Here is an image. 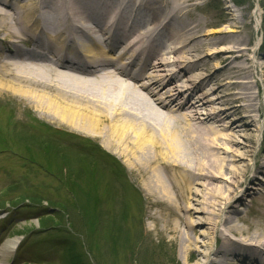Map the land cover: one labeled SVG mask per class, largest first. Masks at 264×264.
Segmentation results:
<instances>
[{
	"label": "bare ground",
	"instance_id": "6f19581e",
	"mask_svg": "<svg viewBox=\"0 0 264 264\" xmlns=\"http://www.w3.org/2000/svg\"><path fill=\"white\" fill-rule=\"evenodd\" d=\"M184 4L0 0V91L120 159L158 209L151 219L187 261L264 264V197L250 188L264 173V153L253 155L249 174L242 160L253 147L241 152L235 138L242 128L253 141L260 115L249 39L214 41L226 77L204 65L194 72L208 55L188 50L204 35L178 21ZM125 51L136 62L131 72L119 65ZM246 202L258 204L256 219L243 217ZM19 243L10 239L7 249Z\"/></svg>",
	"mask_w": 264,
	"mask_h": 264
},
{
	"label": "rangeland",
	"instance_id": "374dc122",
	"mask_svg": "<svg viewBox=\"0 0 264 264\" xmlns=\"http://www.w3.org/2000/svg\"><path fill=\"white\" fill-rule=\"evenodd\" d=\"M135 1L163 5L185 2L176 17L191 26L198 25L204 35L198 48L190 46L188 50L198 52V56L201 51L208 55L201 64H192L194 72L204 65L217 78L226 77L212 55L223 46H216L214 41L224 36L231 40L236 35L249 39L242 48L251 49L250 81L260 84L254 90L260 115L255 116L257 124L251 128L253 141L242 128L235 138L241 152L253 147L252 157L242 160L250 174L256 169L253 155L264 153V0H239L240 4L234 0ZM178 21L175 25L183 34ZM139 26L152 28L146 22ZM10 95L0 91V264L197 263L194 257L186 260L179 243L160 231L162 224L155 225L150 216L158 209L151 206L139 181L120 159L100 143L61 130ZM85 157L91 161L85 162ZM250 186L264 197V173ZM257 205L246 202L240 207L243 217L256 219L253 210ZM13 238L20 239V243L11 251L6 243ZM230 263L241 264L236 258Z\"/></svg>",
	"mask_w": 264,
	"mask_h": 264
},
{
	"label": "trees",
	"instance_id": "16d2710c",
	"mask_svg": "<svg viewBox=\"0 0 264 264\" xmlns=\"http://www.w3.org/2000/svg\"><path fill=\"white\" fill-rule=\"evenodd\" d=\"M234 2H237V4H240V1H239V0H234ZM49 147H50V146H49ZM49 147H48V148H49ZM92 159H95V158H92ZM84 161H85V162H86V161H89V162H90L91 159H90V158L88 159V157H85V160H84ZM92 162L94 163V161H92ZM70 176H71V177H70V181L72 182V184L75 185V186H77V185H78V183H76L77 181L74 182V181H73V178H72V175H70Z\"/></svg>",
	"mask_w": 264,
	"mask_h": 264
}]
</instances>
